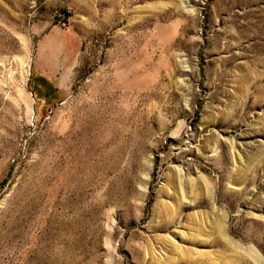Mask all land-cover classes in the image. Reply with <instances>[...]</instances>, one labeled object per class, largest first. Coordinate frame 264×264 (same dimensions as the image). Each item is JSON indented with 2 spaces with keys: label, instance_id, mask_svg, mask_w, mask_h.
<instances>
[{
  "label": "rangeland",
  "instance_id": "1",
  "mask_svg": "<svg viewBox=\"0 0 264 264\" xmlns=\"http://www.w3.org/2000/svg\"><path fill=\"white\" fill-rule=\"evenodd\" d=\"M0 264H264V0H0Z\"/></svg>",
  "mask_w": 264,
  "mask_h": 264
},
{
  "label": "crops",
  "instance_id": "2",
  "mask_svg": "<svg viewBox=\"0 0 264 264\" xmlns=\"http://www.w3.org/2000/svg\"><path fill=\"white\" fill-rule=\"evenodd\" d=\"M38 74L46 75L45 79L48 80V81L51 80V79L53 81H56L55 83H56V87L58 89H65L68 86V83H69V73L68 72H66L64 75H62L60 77H57V78L56 77H49L48 76L49 73L44 74V72H38Z\"/></svg>",
  "mask_w": 264,
  "mask_h": 264
}]
</instances>
